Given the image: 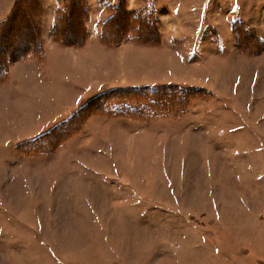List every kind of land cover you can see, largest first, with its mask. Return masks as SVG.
<instances>
[{
    "label": "rangeland",
    "instance_id": "rangeland-1",
    "mask_svg": "<svg viewBox=\"0 0 264 264\" xmlns=\"http://www.w3.org/2000/svg\"><path fill=\"white\" fill-rule=\"evenodd\" d=\"M67 2L0 0V264H264V0Z\"/></svg>",
    "mask_w": 264,
    "mask_h": 264
},
{
    "label": "trees",
    "instance_id": "trees-1",
    "mask_svg": "<svg viewBox=\"0 0 264 264\" xmlns=\"http://www.w3.org/2000/svg\"><path fill=\"white\" fill-rule=\"evenodd\" d=\"M67 3H68L67 0H64V5H65L64 10L65 11L61 14L60 17H58V27H56L55 30L53 31L54 33H58L59 39H62L64 37V31L62 30V29H64V26H69V23H70V19L67 16L69 15V12L71 10H69V12H66L67 11L66 10L67 9ZM139 14L134 13V18L135 19H139L140 18V17H138ZM144 15H145V13H144ZM112 18H114V17L111 16V18L106 21L105 27H104V29H103V31L101 33L102 38L107 36V35L112 38V36L114 35L113 28L115 26V23H117V22H115V21L113 22ZM145 22H147V21L144 20V21H141L140 23H138L136 21L131 20V22H130L131 26H132V30L131 31L136 36V38L139 39V40L142 39L143 37H144V40L145 39H149V38H146L145 36H143L141 34V28H145L147 30L149 29V31H150V29H152ZM108 24H109V26H108ZM115 33H116V30H115ZM0 45H2V44H0ZM9 58H10V56H9ZM0 74H1V70H0Z\"/></svg>",
    "mask_w": 264,
    "mask_h": 264
}]
</instances>
